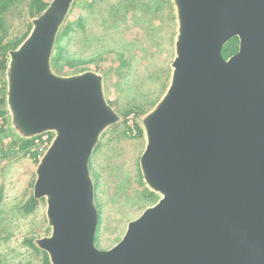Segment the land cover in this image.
I'll use <instances>...</instances> for the list:
<instances>
[{"label": "water", "instance_id": "95a60500", "mask_svg": "<svg viewBox=\"0 0 264 264\" xmlns=\"http://www.w3.org/2000/svg\"><path fill=\"white\" fill-rule=\"evenodd\" d=\"M76 1L50 0L3 74L8 133L17 142L51 135L32 188L50 234L36 248L49 264H264V0H171L169 84L138 119L137 164L157 201L105 250L95 246L88 164L122 117L103 74L52 68ZM232 39L237 50L225 59Z\"/></svg>", "mask_w": 264, "mask_h": 264}, {"label": "rangeland", "instance_id": "374dc122", "mask_svg": "<svg viewBox=\"0 0 264 264\" xmlns=\"http://www.w3.org/2000/svg\"><path fill=\"white\" fill-rule=\"evenodd\" d=\"M91 1L77 0L66 21L76 20ZM27 2L19 1L0 21L1 45L21 43L27 36L34 18L28 14ZM83 16L89 17L85 28L63 40V56L53 70L64 76L85 71L103 74L106 99L122 117L102 136L88 164L99 217L95 246L105 250L121 239L128 222L157 201L143 186L137 164L144 150L138 119L154 107L169 84L176 26L171 0H102L84 10ZM3 74L0 97L4 98ZM131 111L138 114L135 134L124 122ZM2 131L3 136L8 134L7 144L13 137ZM37 149L32 142L0 160V264H42L41 254L26 242L50 234L45 203L40 201L24 217L19 210L32 194Z\"/></svg>", "mask_w": 264, "mask_h": 264}, {"label": "trees", "instance_id": "16d2710c", "mask_svg": "<svg viewBox=\"0 0 264 264\" xmlns=\"http://www.w3.org/2000/svg\"><path fill=\"white\" fill-rule=\"evenodd\" d=\"M19 1L21 0H0V21H4L5 16L10 13L13 9H15L19 5ZM23 1V0H22ZM97 1H102V0H93L89 3H86L84 10H89L90 7L93 6V4ZM23 3V2H22ZM47 5V2L44 0H28L26 3L27 6V11L28 14L32 17H35L38 15ZM89 7V9H88ZM83 8L80 10V14L78 18L71 23L69 21L68 25L65 22V26L61 28V31L58 35L59 38H57L56 42V49H54L53 57H52V66L53 69L56 71L58 67V62L63 56V47H60V44L63 42V40L67 37L70 36L71 32L74 31V33H78L79 31L83 30L85 28V24L88 21L87 16H83ZM68 19V18H67ZM71 19V18H69ZM68 19V20H69ZM74 27L77 28V30H74ZM20 42L13 43L10 45H1L0 44V77L2 76V73L5 71L6 68V62L8 58V52L19 44ZM237 50V40L232 39L230 40L222 49V56L226 59L232 54H234ZM112 106L113 104L110 103ZM0 129H2V132H7V129H5L7 126L5 124V110H4V98L3 96L0 97ZM140 133V132H139ZM8 135V134H7ZM7 135L0 134V160L5 158L6 156L9 155H15L17 151L19 150H25L29 147V145L33 142V140L30 141H25V142H17L14 139H10L7 144L4 143V140L8 138ZM3 136V137H2ZM99 145L97 146V148ZM96 148V149H97ZM17 149V150H16ZM1 190V189H0ZM1 195V194H0ZM151 197H153V194H150ZM40 201H37L33 198L32 194H30L29 198L21 205L19 206V210L22 211L21 214L24 216L29 215L32 213L34 210H36L38 204ZM27 245L32 248L33 252L36 254H41V260L42 264H49L47 256L44 252H41L34 243L32 242V239L26 242ZM29 264V263H27Z\"/></svg>", "mask_w": 264, "mask_h": 264}, {"label": "built area", "instance_id": "2783aa9c", "mask_svg": "<svg viewBox=\"0 0 264 264\" xmlns=\"http://www.w3.org/2000/svg\"><path fill=\"white\" fill-rule=\"evenodd\" d=\"M137 118H138V114L135 111H131L125 116L124 122H125V125L127 126L129 133L135 134ZM50 140H51L50 134H43L33 139V143L35 144V147L38 148L37 149L39 153L37 156L38 160L42 157V155L47 150Z\"/></svg>", "mask_w": 264, "mask_h": 264}]
</instances>
